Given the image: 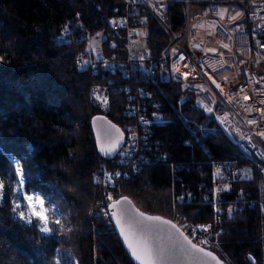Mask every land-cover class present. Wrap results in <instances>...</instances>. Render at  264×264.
I'll return each mask as SVG.
<instances>
[{
  "label": "trees",
  "instance_id": "trees-1",
  "mask_svg": "<svg viewBox=\"0 0 264 264\" xmlns=\"http://www.w3.org/2000/svg\"><path fill=\"white\" fill-rule=\"evenodd\" d=\"M122 3L0 0V183L4 185L0 199V264H133L113 224L97 220L93 228L87 220L95 174L112 173L121 164V149L112 158L100 155L91 121L95 116H105L126 137L129 99L114 83L108 88L110 110L104 112L95 94L110 75L102 69L95 71L91 64L79 67L84 39L75 35L58 39L63 23L78 15L90 34L99 30L106 34L101 42L104 58L109 57L110 42L122 55L123 34L113 33L108 23L113 8ZM166 13L174 29L183 26L182 4H169ZM142 30L144 48L158 55L168 43V36L149 15ZM145 68L138 67L135 83L150 91L151 103L162 107L166 118L151 139L168 158L186 164L190 178L184 179L186 184L194 187L203 180L210 186L209 161L231 162L219 178L230 184L222 193L221 211L204 203L182 208L192 220L208 221L212 229H221L211 245L199 246L212 251L224 264H264V223L259 204L264 202V174L226 137L213 114L196 107L194 92H189L190 98L181 106L182 115H178L176 101L186 89L172 81L167 71L150 72ZM115 76L120 79L118 74ZM214 107H223V103L217 99ZM194 122L207 129L200 132ZM17 162L27 175L24 192L40 193L64 213L61 233H41L36 217L30 218L31 224L28 219L20 220L14 193V187H20L15 173ZM232 166L239 168L238 175H231ZM169 181L166 166H147L124 179L113 200L127 197L145 212L169 217ZM239 192L243 198H253L255 206L235 209L233 203Z\"/></svg>",
  "mask_w": 264,
  "mask_h": 264
},
{
  "label": "built area",
  "instance_id": "built-area-1",
  "mask_svg": "<svg viewBox=\"0 0 264 264\" xmlns=\"http://www.w3.org/2000/svg\"><path fill=\"white\" fill-rule=\"evenodd\" d=\"M169 4L184 6V23L180 29H174L168 23L166 12ZM237 13L240 15L236 16ZM146 15L169 38L158 55H151L144 45H140ZM108 23L113 33L123 34V54L115 51L114 43L110 42L109 57L99 63L92 59L90 33L78 15L67 19L58 34L61 41L72 35L84 39L89 55L80 58L78 64L83 67L91 64L95 71L102 69L110 75L99 89V94L108 99L107 106L100 102L104 112L110 110L108 88L115 83L114 74L122 75L119 85L129 99L126 112L130 121L121 147L120 167L110 174L113 177L111 184L108 182V174H95V189L87 220L93 228L97 220L111 226L113 223L110 215L106 213H109L108 207L114 199L113 194L120 191L122 181L147 166L164 165L169 170L171 196V212L166 218L192 241L211 245L221 229H212L208 221L192 220L182 208L204 203L221 211L222 193L230 184L219 178L231 162L209 161L212 174L210 186L203 180L198 181L194 187L185 184L184 179L189 174L186 164L181 160L168 158L151 139L153 132L164 126L166 118L162 107L151 103L150 91L144 85L135 83L139 79L136 74L138 67L144 65L150 72L165 70L172 81L180 82L186 91L177 98L175 108L178 115H182L181 106L190 98L189 92L196 94V107L206 113L205 105L213 108L217 99L225 103L236 120L224 128V134L264 174V156L261 155L264 153V139L255 131L258 125L264 127V0H123L121 6L113 8ZM141 55L143 60L139 59ZM181 55L184 59L178 60L177 57ZM234 59L243 60L241 70L239 65L238 68L233 67ZM84 61L89 63L84 64ZM211 62L220 67L227 66L228 71L223 75L214 74L210 71ZM173 65L179 68V72L174 70ZM184 68L188 70L187 79L181 75ZM204 69L214 75L215 83ZM216 84L220 87L217 88ZM252 119L257 121L256 125L248 123ZM194 124L196 129L203 128L199 123ZM188 143L189 141L184 142ZM229 171L231 175L239 174L236 166H232ZM116 172L120 176H115ZM242 196L239 192L234 200L233 207L237 210L253 208L257 203L253 198ZM259 204L264 223V202ZM197 226H206L207 230Z\"/></svg>",
  "mask_w": 264,
  "mask_h": 264
},
{
  "label": "snow or ice",
  "instance_id": "snow-or-ice-1",
  "mask_svg": "<svg viewBox=\"0 0 264 264\" xmlns=\"http://www.w3.org/2000/svg\"><path fill=\"white\" fill-rule=\"evenodd\" d=\"M222 15L223 13H221V16ZM239 15L240 13L236 14V16ZM235 18L236 17H233V19ZM224 47H227V45H224ZM139 59L143 60L144 57L141 55ZM177 59L183 60L184 57L181 55L177 57ZM88 63L89 61H84V64ZM185 67H187V65H185ZM173 68L176 72H179V68L176 67V65H173ZM181 75L187 79L186 73H181ZM209 78L211 79V77ZM213 83H215V81H213ZM216 87L219 88L220 85L216 84ZM99 92L100 90L97 89L95 99L107 106V97L100 95ZM204 107L209 113L212 112L211 107H208L207 105ZM141 120L143 121V117H141ZM145 123L147 122L145 121ZM248 123L256 125L257 121L252 119L248 121ZM112 129L115 131L113 132ZM255 131L256 134L261 137V139H264V127L258 125ZM105 137L106 142H102L100 151L105 155L116 153L124 141V134L120 131V129L115 128V125H112L109 129L105 130ZM253 147H255V145H253ZM261 155L264 156V153H261ZM15 173L17 176H19L17 183L20 186L16 200H23L27 202V209L30 211L31 216H35L39 221L43 222V226L40 227L39 231L44 234H49L52 229H50L48 226V219L44 212V199H41L39 195L34 197L33 195L25 194L24 186L26 184L27 175L22 172L18 162ZM115 176H120V173L116 172ZM108 182L109 184L113 182V177L111 175L108 176ZM3 190L4 185L0 184V199H2ZM109 199H112L111 196H109ZM125 203L131 204V201L127 200L126 197L113 201L111 204L112 211L106 214L111 215V217L115 219V222L120 228V233L124 238L127 247L131 250L132 256L139 262V264H163L166 258L170 259L175 256H188L189 254H195L193 255V259L197 261V264H207V260L209 258L212 261H215V264H221L220 260L217 259V257L213 255L212 252L205 251L204 248L198 247L197 244L192 243L188 236H185V234L179 228H177L175 224L171 223V221L162 219L159 216H146L142 212H137L135 215H133L128 209L119 207ZM37 206H39V210H37ZM15 209H21V203H15ZM229 211L231 212V210ZM19 218L20 220L26 219L24 211H19ZM27 223L31 224L32 220L28 219ZM55 223L59 224L60 221L57 220ZM162 226H167L168 228L172 229L171 232H167L166 237L160 235L161 233L165 232V228ZM197 227H203V230H207L206 226ZM154 236L159 237L161 240L166 239V245L161 247L154 243Z\"/></svg>",
  "mask_w": 264,
  "mask_h": 264
},
{
  "label": "rangeland",
  "instance_id": "rangeland-1",
  "mask_svg": "<svg viewBox=\"0 0 264 264\" xmlns=\"http://www.w3.org/2000/svg\"><path fill=\"white\" fill-rule=\"evenodd\" d=\"M143 32L144 31L142 30V32L140 34L141 37H142L140 39V45L141 46L144 45V34H143ZM97 34H99V35H97ZM106 38H107L106 34L103 31H101V30L91 33V35L89 37V41H90L92 59L94 61L104 59V57L102 55V52H101V42L103 40H106ZM88 55H89L88 46H86L84 48V54L81 55L80 58L82 59L84 56L88 57ZM234 61H235V63L233 64V67L234 68H238L237 66L239 65L240 66L239 68L241 70V66L244 65L243 60L242 59L241 60L240 59H238V60L234 59ZM209 64L211 65V68H210L211 70L209 68H207V67H206V69H209L214 74L223 75V74H226V72L228 71V67L227 66L226 67H224V66L220 67L218 64H215L214 62H211ZM79 67H83V66L79 65ZM212 76H214V75H212ZM206 84L208 85V83H206ZM191 85H194V83L191 82ZM209 89H210V87H209ZM210 90H212V89H210ZM207 113H209V112L207 111ZM209 114H213L214 115V118H215L217 124L220 126V128L222 129L223 132H224V128H226L230 122L236 120L235 117H234L233 112L229 109V107L225 103H223V107H220L218 109L213 107L212 108V112L209 113ZM121 153L122 152L120 151V154ZM244 173L248 174V171L244 170ZM110 174L111 173H108V175H110ZM18 189H19L18 187H14L15 198L17 196ZM25 194L33 195L34 197L36 195H39L41 197V199H44V201H45L44 212H45V214L47 216V219H48V226L50 227V229H52V231L50 233H52L53 231L57 232V233H61L63 228H64L66 218L64 217V213L62 211H59V209L57 207V204L54 203V202H49L43 195H41L38 192H28V193H25ZM17 202L21 203V209H19L18 212L19 211H24L25 212V216H26V220L30 219L31 217H35V216H31L30 211L27 209V202L26 201H23V200L17 201L15 199V203H17ZM37 210H39V206H37ZM17 214L19 215V213H17ZM57 220L60 221L59 224L55 223V221H57ZM39 223H40V226H43V222L42 221H39ZM263 262H264V246H263Z\"/></svg>",
  "mask_w": 264,
  "mask_h": 264
},
{
  "label": "water",
  "instance_id": "water-1",
  "mask_svg": "<svg viewBox=\"0 0 264 264\" xmlns=\"http://www.w3.org/2000/svg\"><path fill=\"white\" fill-rule=\"evenodd\" d=\"M98 118H102V119H98ZM91 125H92L93 133H94V136H95V139H96V144H97V148H98V151H99L100 155H102L105 158H112V157H114L119 152V150L121 149L124 141H123L121 147L117 150V152L114 153V154H111V155H105L104 153H102L100 151V147H101L102 142H106V137H105V130L106 129H109L112 125H115V128L120 129V131L123 133V131L121 130V128H119L116 124H114L110 120H108L107 117L102 116V115L95 116L92 119V121H91ZM112 131L114 132L115 130L112 129ZM123 198H125V197H121V198L116 199V200H120V199H123ZM116 200H113V201H116ZM127 200L131 201L129 198H127ZM113 201L109 204V207H108L109 213L112 211L111 204L113 203ZM119 207L120 208H124V209H128L133 215H135L137 212H142L146 216H159L162 219L169 220V219H167L165 217H162L160 215L151 214V213H148V212H145V211L141 210L132 201H131V204L125 203V204L120 205ZM110 218H111V221H112V223L114 225V231H115L116 235L118 236V238H119V240H120V242H121V244H122L125 252L127 253L128 257L133 262V264H139V262L132 256L131 250L127 247V244L125 243V240H124V238L122 237V235L120 233V228L117 226V224L115 222V219L112 218L111 215H110ZM171 223H173V222L171 221ZM162 227L165 228V232L161 233L160 235L166 237L167 232H171L172 229L168 228L167 226H162ZM177 228H179V227H177ZM185 236H187V235L185 234ZM153 242L156 243V244H158L161 247H164L166 245V239L161 240V239H159V237H155V236L153 237ZM192 243H194V242L192 241ZM194 244H196V243H194ZM197 246L198 247H201V248H204L205 251H210V250H208L205 247L199 246L198 244H197ZM210 252H212V251H210ZM193 255H195V254H189L188 256H175V257H172L170 259L166 258L165 261L163 262V264H197V261H195L193 259ZM213 255H215V254L213 253ZM217 259H219V258L217 257ZM220 262H221V264H224L221 260H220ZM207 264H215V261H212L209 258L207 260Z\"/></svg>",
  "mask_w": 264,
  "mask_h": 264
},
{
  "label": "bare ground",
  "instance_id": "bare-ground-1",
  "mask_svg": "<svg viewBox=\"0 0 264 264\" xmlns=\"http://www.w3.org/2000/svg\"><path fill=\"white\" fill-rule=\"evenodd\" d=\"M84 23V22H83ZM86 26V25H85ZM88 29V28H87ZM91 35V34H90ZM206 72H207V74L209 75V77H211V79L214 81L215 80V78L206 70V69H204ZM187 69H183V73H186L187 74ZM118 76H119V80L117 79V77L115 76L114 77V80H115V83H117V84H119L120 82H122V75H120V74H118ZM127 97V96H126ZM200 125H201V127H203L202 129H198L200 132H203L204 130H206L207 129V127L206 126H204L203 124H201V123H199ZM186 179H190L189 178V174H188V176L186 177ZM184 182H185V180H184ZM185 184H186V182H185ZM89 222V221H88ZM90 224V223H89ZM91 225V224H90Z\"/></svg>",
  "mask_w": 264,
  "mask_h": 264
}]
</instances>
